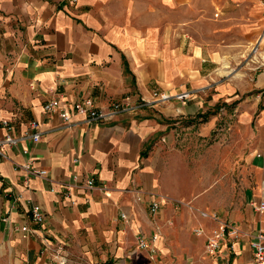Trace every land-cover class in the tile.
I'll return each instance as SVG.
<instances>
[{"label":"crops","instance_id":"crops-1","mask_svg":"<svg viewBox=\"0 0 264 264\" xmlns=\"http://www.w3.org/2000/svg\"><path fill=\"white\" fill-rule=\"evenodd\" d=\"M178 2L0 0V121L28 135L36 120L40 132L0 156V264H54L55 252L66 264H252L250 243L264 232V211L253 208L264 183V0L180 2L187 13L229 9L224 25L260 50L244 77L219 73L216 44L175 25ZM125 97L138 108L106 122L73 110ZM219 223L235 233L207 253Z\"/></svg>","mask_w":264,"mask_h":264},{"label":"built area","instance_id":"built-area-1","mask_svg":"<svg viewBox=\"0 0 264 264\" xmlns=\"http://www.w3.org/2000/svg\"><path fill=\"white\" fill-rule=\"evenodd\" d=\"M71 2H75L76 0H69ZM262 9L264 12V3H262ZM256 50V48H255ZM254 50V51H255ZM154 99L158 100H168L170 98L169 94L153 92L152 93ZM188 92H182L177 95V97L181 100H184L188 97ZM264 97V89L261 93ZM55 100L51 99L44 105L45 111H50L55 108ZM138 108V105H133L129 102L128 97L123 98L120 101L111 102L104 108H96L93 105V102L90 99H85L83 101L77 102L73 105L74 113L84 117V119L88 121H96V122H106L112 120L119 113H129L133 112ZM59 116L65 123L69 122V114L65 109L59 110ZM0 127L4 130L3 133L0 132V156L6 157L4 149L7 146L15 145L18 141H20L24 136H29L33 141H38L40 138V132L37 130L38 122L36 120H31L28 122V129L31 131L28 135H14L12 133V125L11 123L3 119L0 121ZM28 172L34 175H44L46 173L45 170L37 169L32 165H25ZM87 185L89 187L92 186L93 181L90 178L87 180ZM263 189V198L256 204H253V208L256 211L263 212L264 211V183L262 185ZM158 203L156 201L152 202L150 205V211L155 212L158 209ZM30 218L36 223H42L44 219V215L41 211V207L39 205H33L30 209ZM201 217L211 218L217 220L215 213H208L207 211H199ZM19 230L25 235H29L34 232L33 229H30L26 225L19 227ZM196 233H201V229L195 230ZM231 233H235L232 228L228 227L225 223H219L216 228L212 230L210 235H208L206 239L205 249L207 253H212L220 249L221 241H223L225 234L231 235ZM155 236H153L154 238ZM137 245L139 248H147L149 253L148 257L153 259L155 255L154 246H149L147 242H145V238L142 235H138L137 237ZM250 246L253 249V260L252 264H264V232L258 231L255 238L251 241ZM231 250L232 245L230 246ZM54 264H66L67 260L65 255L59 254V252H55L54 254ZM97 264H112L109 261H101Z\"/></svg>","mask_w":264,"mask_h":264},{"label":"rangeland","instance_id":"rangeland-1","mask_svg":"<svg viewBox=\"0 0 264 264\" xmlns=\"http://www.w3.org/2000/svg\"><path fill=\"white\" fill-rule=\"evenodd\" d=\"M180 2L175 4L177 5L174 11L175 25L179 28H181V25H188L190 28L189 34H194L193 38L195 40L205 41L206 45L216 44L219 48L217 52L224 57V60L219 63V70L224 68L223 63L227 61L225 63L228 65V69L234 70L233 73H237L239 76L244 77L245 74L243 73L252 67V72L255 71V64H260L261 62H257L260 50L253 52L255 47H252V44L254 42L243 41L240 33H235L229 26L224 25L228 19L227 12L229 9L227 10L223 7L219 9L214 8L209 11L202 10L199 13H187L183 12ZM205 9L207 10V8ZM218 24L220 26H217ZM235 36L237 39H234V43L230 44V39H233ZM194 211L199 212L201 210L194 209Z\"/></svg>","mask_w":264,"mask_h":264},{"label":"bare ground","instance_id":"bare-ground-1","mask_svg":"<svg viewBox=\"0 0 264 264\" xmlns=\"http://www.w3.org/2000/svg\"><path fill=\"white\" fill-rule=\"evenodd\" d=\"M225 62H227V61H225ZM225 62L223 63L224 64V68H222V70L220 72L232 73L234 70L232 71L231 69H228V65Z\"/></svg>","mask_w":264,"mask_h":264}]
</instances>
